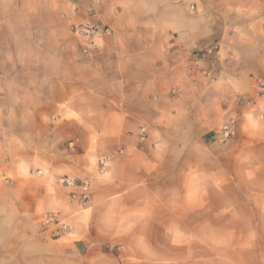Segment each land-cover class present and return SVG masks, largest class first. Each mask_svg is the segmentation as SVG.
Listing matches in <instances>:
<instances>
[{
	"label": "crops",
	"instance_id": "crops-1",
	"mask_svg": "<svg viewBox=\"0 0 264 264\" xmlns=\"http://www.w3.org/2000/svg\"><path fill=\"white\" fill-rule=\"evenodd\" d=\"M78 8L0 0V264H264V0ZM85 15L112 31L91 56Z\"/></svg>",
	"mask_w": 264,
	"mask_h": 264
},
{
	"label": "built area",
	"instance_id": "built-area-1",
	"mask_svg": "<svg viewBox=\"0 0 264 264\" xmlns=\"http://www.w3.org/2000/svg\"><path fill=\"white\" fill-rule=\"evenodd\" d=\"M73 33L80 39L82 43V53L86 56H91L95 50L97 43L106 37L112 35V31L109 27L99 25L97 23L85 22L77 25L73 28ZM203 58L213 59L217 54L216 48H209L205 52H202ZM257 85L261 89L262 95H264V81L262 79L257 80ZM236 125V120H227L220 130L218 131V137L221 142L225 143L233 136L234 127ZM148 137L147 128H141L139 133V139L141 142H145ZM69 149L75 148L74 143H69ZM111 159L103 158L98 162V173L100 175L105 174ZM61 184L70 188L71 192L70 198L78 206L84 208L86 207L91 199L90 195V183L78 181L72 177H63L61 179ZM80 189L81 192L77 190ZM40 228L43 232H46L54 237H62L69 233L70 227L67 220L58 213L45 214L41 217L39 222Z\"/></svg>",
	"mask_w": 264,
	"mask_h": 264
},
{
	"label": "rangeland",
	"instance_id": "rangeland-1",
	"mask_svg": "<svg viewBox=\"0 0 264 264\" xmlns=\"http://www.w3.org/2000/svg\"><path fill=\"white\" fill-rule=\"evenodd\" d=\"M69 3L72 4V5H75V6H78L79 8L78 9H82L83 6H90V3H91V0H69ZM85 22H91V23H95L92 19V15H85V18L83 20L82 23H85ZM81 23V24H82ZM77 26V25H76ZM75 27V25H71L70 29H69V32L72 34V29ZM72 36L78 41V37H75L73 34ZM210 48H216V47H210ZM209 49V48H208ZM207 50V49H206ZM206 50L204 51H201V52H198L196 55H198L199 57H202V52H205ZM205 59V58H204ZM248 257H245V259H247Z\"/></svg>",
	"mask_w": 264,
	"mask_h": 264
}]
</instances>
